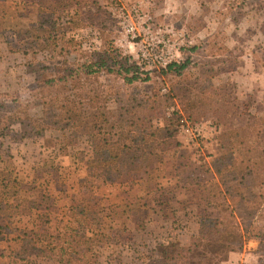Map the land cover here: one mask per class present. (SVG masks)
Returning a JSON list of instances; mask_svg holds the SVG:
<instances>
[{"label":"rangeland","instance_id":"374dc122","mask_svg":"<svg viewBox=\"0 0 264 264\" xmlns=\"http://www.w3.org/2000/svg\"><path fill=\"white\" fill-rule=\"evenodd\" d=\"M74 10L78 12L73 16L79 23L76 28L66 23ZM86 10L96 12L93 23L86 21ZM47 18V12H39L30 0L0 1V102L10 112L36 114L42 105L45 108L73 103L67 88L41 92L35 84L41 77L51 76V62L62 59L59 55L51 59V50L57 48L56 54L66 41L64 55L68 53V62L89 60L94 50L115 49L131 57L150 80L124 85L113 76H99L94 87L104 89L106 108L101 114L95 113V124L88 123L93 113L89 114L77 131L52 129L41 141L17 124L11 126L5 144L13 154L20 152L25 157L18 155L20 178L36 179V190L29 195L36 208L23 218L12 216L17 226L37 227L40 233V222L46 215L50 221L48 231L53 235L62 231L63 225L87 235L102 234L93 248L100 264H264V191L254 188L256 197L229 203L243 240L238 237L230 251L202 242L196 253L178 248L187 245L197 233L196 223L182 210L189 194L165 195L180 152L189 158L193 168L205 171L216 158L244 151L242 145H228V131L246 124L255 129L262 127L264 0H88L87 6L65 11L63 35L49 39L45 45L42 39L29 35L18 37V30ZM171 63L185 66L181 73L163 75L161 70ZM150 97L159 100L152 126L162 127L167 119L181 115L182 120L205 127L199 147L185 145L178 123L175 138L180 152L162 153L163 161L156 163L152 171L120 176L112 170L106 178H88L91 143L116 139L119 103ZM198 100L203 101L202 107ZM228 106L234 109L229 110L233 115L226 118ZM209 124L216 127L215 134L209 132ZM38 141L57 154L46 167L38 159V154L44 152L36 147ZM248 156L251 165L264 166V137L260 147L252 149ZM9 176L0 166V181L6 182ZM136 196L147 199L149 208L137 223L127 218L121 207L129 203L137 207ZM163 197L174 200L173 207L180 210L174 221L169 211H158L155 200ZM71 205L92 210L97 222L94 231L68 219L66 212ZM10 214L0 199V223L9 222ZM17 248L14 242L0 241L3 255ZM7 261V255H0V263ZM31 263L60 264L45 258L32 259Z\"/></svg>","mask_w":264,"mask_h":264},{"label":"trees","instance_id":"16d2710c","mask_svg":"<svg viewBox=\"0 0 264 264\" xmlns=\"http://www.w3.org/2000/svg\"><path fill=\"white\" fill-rule=\"evenodd\" d=\"M30 1L37 6L39 12H47L48 18L37 25H28L23 31L18 30V37L23 38L24 35H29L36 40L42 39L44 45L49 39L63 35L61 31L64 26L62 19L66 10L75 7L80 9V7L88 5V0ZM73 13L66 23H71L73 28H76L79 23L73 20V16H78V12L74 10ZM95 13L86 10L83 14L86 16V21L93 23ZM58 38L61 39V37ZM67 44L68 41L58 49L56 54L53 53L57 48L51 50V59L57 55L62 59L51 62V76L41 77L35 81V84L41 92L65 87L71 91L73 103L45 105V108L42 105L36 114L27 112L19 114L10 112L5 103L0 102V166L3 172L10 175L6 182L0 181V199L11 213L8 216L10 217L8 218L9 222L0 223V241L8 240L18 245L17 249L8 250L7 254L3 255L0 252L3 257L6 255L8 257L5 264H32V259L36 258L54 260L60 264H100L93 248L99 241L97 236L102 234L87 235L70 225H63L62 231L53 235L48 231L50 221L46 215L42 217L40 222L42 231L38 233L37 227L19 228L11 218L14 215L23 218L30 215L36 208V203L29 198V195L36 190V179L20 178L19 174L22 169L18 162L20 152L13 154L9 146L5 144L11 126L17 124L22 131L34 137L35 140L41 141L45 134L52 129L77 131L82 126L80 124L85 123L89 114L93 113L90 117L91 122L88 121V123L95 124V113L100 112L101 114L106 108L108 97L105 95L104 89L102 86L94 87L99 76H113L115 80H120L124 85L150 80V76L141 72L131 57L123 55L115 49L94 50L90 54L89 60L68 62V53L64 55L66 51L64 47ZM41 49L44 53V48ZM184 66L185 64L171 63L166 65L161 73L163 75L181 73ZM207 97L209 98L208 94ZM209 100L214 101L210 98ZM220 103L222 102L220 101ZM197 104L202 107L204 103L202 100H198ZM158 106L159 100L156 97L129 98L127 102L119 103L115 122L116 139L113 141L103 138L91 143V158L86 167L88 178H106L112 170L120 176H126L135 171L140 173L152 171L156 163L163 161L162 153L180 152V144L177 142L175 134L182 116L171 117L162 127L155 128L151 122ZM230 109H234V107L228 106L224 117L233 115L229 111ZM187 120L195 122L193 118H187ZM261 125L260 129L246 124L228 131L225 135L228 145H242L244 151L216 158L205 171L193 168L189 158L181 152L179 153L174 169L169 174L170 182H168L169 186L166 188L165 195L187 189L189 195L182 210H186L185 215H188V219H192L197 225L196 235L190 238L187 245H179L180 251L196 253L203 244L202 242H206L209 246L224 247L230 251L238 243V237L244 239V235L239 234L233 209L229 203L235 200L247 201L249 196L256 197L255 194L253 195L254 188L264 191V166L251 165L248 156V153L252 149L260 147L263 141L264 119L261 120ZM42 143L38 141L36 147L44 149V152L41 153L44 158H40L42 156L38 154L40 156L38 159L46 167L57 154L55 151L48 150L47 146L45 147ZM20 156L25 158L21 154ZM24 163H28V159ZM22 191L23 195H21ZM144 192L149 194L147 190ZM26 194L28 195L26 196ZM136 198L138 199L136 209L132 208L130 203L121 206L124 207L125 216L135 223L143 219V215L149 209L147 199L143 196H136ZM155 201L156 206L160 209L158 211H169L174 221L177 217L176 213L180 211L173 207L174 202L164 197ZM66 215L68 219L87 230H95L93 227L97 225V222L92 210L87 206L71 205L68 207ZM18 220L20 222V218ZM165 242L167 245L169 244L167 240ZM164 243L162 246L165 248Z\"/></svg>","mask_w":264,"mask_h":264},{"label":"built area","instance_id":"2783aa9c","mask_svg":"<svg viewBox=\"0 0 264 264\" xmlns=\"http://www.w3.org/2000/svg\"><path fill=\"white\" fill-rule=\"evenodd\" d=\"M178 126L179 134H182V136H185L186 139L185 145L189 147H199L198 146V140H200L203 137L204 132V126L201 124H191L187 122L186 120H180ZM209 132L211 134H215L217 129L215 126L209 124L208 126Z\"/></svg>","mask_w":264,"mask_h":264},{"label":"crops","instance_id":"0c3cea01","mask_svg":"<svg viewBox=\"0 0 264 264\" xmlns=\"http://www.w3.org/2000/svg\"><path fill=\"white\" fill-rule=\"evenodd\" d=\"M169 184V183H168ZM143 193V192H142ZM177 193H181L182 195H184V194H189V192H188V190L187 189H183V190H180V191H177ZM174 200H171V202H173ZM186 200H184L183 202H185ZM183 205H185V204H183ZM186 209V208H185ZM187 210H189L188 208H187Z\"/></svg>","mask_w":264,"mask_h":264}]
</instances>
